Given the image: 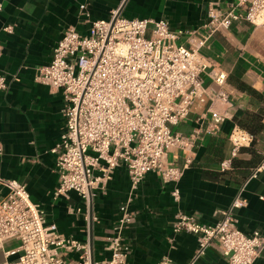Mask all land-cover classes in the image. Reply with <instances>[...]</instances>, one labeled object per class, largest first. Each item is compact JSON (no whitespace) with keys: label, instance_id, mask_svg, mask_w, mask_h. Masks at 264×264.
Here are the masks:
<instances>
[{"label":"crops","instance_id":"crops-1","mask_svg":"<svg viewBox=\"0 0 264 264\" xmlns=\"http://www.w3.org/2000/svg\"><path fill=\"white\" fill-rule=\"evenodd\" d=\"M236 0H0V74L9 83L0 92V200L8 194L4 183L17 181L26 186L31 201L46 214L47 224L80 243H90L96 263L109 258L106 238L112 234L126 204L132 221L124 232L130 247L128 264H158L167 257L176 264L191 262L197 238L176 235V215L183 212L202 224L213 226L220 212L231 207L241 193L246 207L236 211L238 228L246 235H264V173L251 178L264 158V21L258 25L236 23L217 33L201 51L209 67L223 72L227 84L219 88L210 78L205 87L210 95L196 105L188 119L174 129L183 137L195 136L192 151L173 149L167 164L184 170L178 183L181 201L172 197L174 184L165 185L149 173L130 196L126 168H118L107 189L97 191L90 207L75 192L55 199L59 186L56 157L51 149L60 141L66 120L61 93L36 81L38 68L49 65L64 32L75 28L88 35L95 21H106L120 10L126 19H165L172 31L194 32L208 20L215 8L228 11ZM86 5L90 18L81 15ZM12 27V33L6 28ZM188 45L190 36L180 39ZM246 86L254 93L243 91ZM223 93L225 100L213 98ZM211 109L226 115L217 135L208 132ZM247 115L260 116L263 129L256 134L235 122ZM250 142H243V139ZM241 147L233 157L234 145ZM191 164H188V161ZM232 164L222 169L225 161ZM17 247L16 242L7 245ZM0 255V260H2ZM76 261L79 255H69ZM197 264H229L217 246L211 247ZM255 264H264V251Z\"/></svg>","mask_w":264,"mask_h":264},{"label":"built area","instance_id":"built-area-1","mask_svg":"<svg viewBox=\"0 0 264 264\" xmlns=\"http://www.w3.org/2000/svg\"><path fill=\"white\" fill-rule=\"evenodd\" d=\"M80 11L90 18L86 5ZM262 21L264 0H236L228 11L210 9L201 29L189 33L172 31L165 19H126L120 10L109 20L93 22L88 35L68 28L49 65L36 71V81L61 93L65 104V129L51 149L59 176L55 199L75 192L90 207L94 193L104 192L116 170L124 167L130 196L149 173H155L165 185H175L172 197L179 203L177 185L184 170L168 165L167 156L176 148L192 151L196 137H183L174 129L210 97L207 78L219 88L227 84L226 74L209 67L201 51L217 33L229 31L236 23ZM5 31L10 34L13 28ZM185 35L190 36L188 45L180 43ZM8 87L7 78L0 74V92ZM213 98L214 102L226 96L220 93ZM211 115L207 130L217 135L226 115L214 109ZM234 147L233 157L240 141ZM231 164L225 161L222 169ZM262 173L264 158L251 178ZM4 184L8 194L0 200V264H128L130 247L124 238L132 221L128 204L120 208L112 234L105 240L109 258L96 263L89 242L67 238L57 225L47 224L45 212L31 201L25 185ZM241 195L219 213L221 219L213 226L183 212L176 215L174 234H190L198 241L188 264H197L213 246L229 264H255L264 251V235L239 230L235 213L246 207ZM11 242L17 247L8 249ZM72 254L79 259H68ZM158 264L176 263L165 257Z\"/></svg>","mask_w":264,"mask_h":264},{"label":"trees","instance_id":"trees-1","mask_svg":"<svg viewBox=\"0 0 264 264\" xmlns=\"http://www.w3.org/2000/svg\"><path fill=\"white\" fill-rule=\"evenodd\" d=\"M240 89L243 91L254 93L253 91H251V89L243 85L240 86ZM261 120L262 119L260 116L247 115L241 120L236 119L235 122L240 128L250 132L251 134H256L263 129Z\"/></svg>","mask_w":264,"mask_h":264}]
</instances>
